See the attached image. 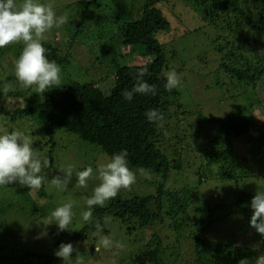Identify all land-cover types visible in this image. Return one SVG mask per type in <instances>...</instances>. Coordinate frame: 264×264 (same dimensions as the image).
<instances>
[{"label": "trees", "instance_id": "trees-1", "mask_svg": "<svg viewBox=\"0 0 264 264\" xmlns=\"http://www.w3.org/2000/svg\"><path fill=\"white\" fill-rule=\"evenodd\" d=\"M79 2L82 6L78 12L79 23L76 32L67 34L71 38L69 45L72 46V40L76 42L78 35L85 33L89 21L98 29L107 21V24L113 25V35L107 40L111 47L110 54L104 58L103 55L91 52L90 65H84L86 71L82 69L79 73L82 81L61 83L59 87L43 93L44 99L41 101L27 107H17L13 111L0 108V114H5L13 122L36 115L40 118L43 133L53 142V149L57 128H64L82 140L98 145L110 157L126 149L131 169L144 168L156 175V193H138L131 188L119 192L105 206L94 207V219L81 230L61 232L60 239L49 252L33 250L24 242L19 243L21 248L15 245V250H6L0 244V264H63L62 259L54 254L59 245L62 242L73 244L93 235L96 231L95 221H100L104 226L107 217L124 225L128 234L137 227L144 230L169 219L168 233L165 228L164 231L161 228L164 234L162 237L157 231L152 233L143 250L132 258L131 264H238L239 260L245 258L254 264V258L264 254V237L244 227V230L254 234L253 246L256 245V248L238 244L235 238L228 242L211 238L209 231L215 224L214 220L221 218L218 213L224 201L214 198V203L208 206L210 200L197 191V186L183 185L180 195L173 193L167 185L172 178L180 176L190 158L201 159L205 168L216 170L219 167L225 170L224 178H235V169L243 166L242 163L248 165L249 159L236 157L234 140L249 135L253 147L257 141H264V123L256 113L259 107L264 106V99L248 101L226 117H210L202 112V107L195 105L193 108L182 101V86L167 91L164 83L165 73L174 66L179 67L176 65L177 58L182 52L173 47L175 40L171 37L172 24H185L187 20L184 11L187 9L192 12L193 18L200 16L220 32L228 33L217 39L218 44H215L221 53V70L225 69L240 82L253 84L255 89L259 84L264 86L260 82L264 76V0H180L177 6L184 15L182 20L180 15L174 17L169 14L170 18H167L166 0H142L139 7H132L137 17L133 15L134 18L121 19L117 16L120 15L118 11L115 23L109 18L104 22L99 19L103 6L100 0ZM131 3L127 0L125 2L126 5ZM159 3L163 5L159 7ZM43 45L48 58L60 65L62 72L67 71L71 54L61 49L63 46L59 42ZM251 46L258 47L254 50ZM127 49L136 54L128 58L125 52ZM140 59L142 62H138ZM103 63L109 68L105 73L101 71ZM142 69H147L144 79L155 85L156 92L136 95L128 102L122 92L132 88L136 74ZM176 70L179 73V69ZM13 78L15 75H7L6 80ZM216 83L222 87L228 84L226 81ZM225 90L224 87L223 94ZM149 109H158L163 113L164 120L149 123L144 115ZM248 176L246 168L241 177L245 179ZM29 191L26 186L21 189L23 194ZM193 195L195 198L192 201ZM37 196L47 197L44 181ZM254 196V193L248 191H238L230 212L239 214L250 229L253 214L250 205ZM26 198L31 197L27 195ZM3 201L16 208L15 202L0 198V212L5 210ZM205 201L207 206L204 205ZM34 205L31 217L41 211L38 203ZM162 211L168 216L166 219L161 218ZM103 231L108 232L105 229ZM186 243L191 248L188 260L183 259L184 253L180 249ZM171 248L174 250L164 257V249ZM18 249L20 252H17ZM11 252L19 255L14 256Z\"/></svg>", "mask_w": 264, "mask_h": 264}, {"label": "rangeland", "instance_id": "rangeland-1", "mask_svg": "<svg viewBox=\"0 0 264 264\" xmlns=\"http://www.w3.org/2000/svg\"><path fill=\"white\" fill-rule=\"evenodd\" d=\"M127 1L132 3L126 5V0H100L103 6L99 19L104 22L109 18L115 23V20H117L115 14L118 11H120V15L117 16L121 19L134 18L133 15L137 17V12L132 7L133 5L139 7L142 0ZM17 2L19 3L20 0H17ZM42 2L51 4L57 15L67 16V23L46 33V39L43 41V44L59 42L63 46L61 49L67 50L71 54V62L67 71L62 72L61 83L71 84L82 81L79 73H81L80 70L82 69L86 71L84 65H90L89 55L91 52H95L99 56L103 55L102 57L104 58L110 54L111 47L107 40L113 35V25L111 23L107 24L106 21L103 27L98 29L89 21L85 33L78 35L76 42L72 40L73 44L70 46L69 40L71 38L67 34L76 32V27L79 23L78 12L80 7H82L79 0H42ZM162 3L164 4L165 2L162 1ZM162 3L158 4L159 7L163 5ZM166 3L165 13H167V18H170L169 14L174 17L180 15L182 20L185 15L187 20L185 24L181 22L178 26L172 24L171 28V37L175 40L173 47L176 51H182L177 58L176 65L179 67L175 68L174 66L172 69H179L182 80L181 86L183 87L182 101L186 105L193 106V108L198 105L202 107L201 110L204 114H208L210 117L223 118L239 110L248 101L253 102L264 99V86L259 84L258 88L256 87L257 89H255L253 84L240 82L225 69L221 70V53L215 48V44H218L217 39L228 35L227 32H220L215 27L204 22L200 16L193 18L192 12L187 9L182 15L179 6H177L180 0H166ZM254 6L253 10L255 9ZM254 12L256 14V10ZM158 38L161 39L160 36ZM22 46L20 42H13L4 48H0V88L4 84L11 86L9 92L0 93V108H4L7 111H13L17 107H27L39 102L38 100L44 99L42 94L38 95L30 88H22L19 83L17 84L16 79L6 80L7 75L9 77L15 75L14 63L20 55ZM257 47L251 46V49L256 50ZM125 52H127L126 56L128 58H132L131 54H136V52H130L128 49ZM81 60L85 61V63ZM138 62H142V60L140 59ZM257 62L258 58L255 64ZM101 66L104 67L101 70L102 73L109 69L104 63ZM229 78L231 79L230 83L228 82ZM218 81H226L228 83L224 86L226 88L224 94L222 92L224 87L219 86L216 83ZM260 82L264 84V76ZM35 96H38V98H35ZM256 113L260 121L264 123V106L259 107ZM4 129L9 132L14 129L23 132L32 142L33 148L37 149V154L48 158L50 163L47 168L42 170V174L45 176L44 189L47 197L41 198L37 196L40 188L23 194L21 189L25 186H20L18 182L0 186V198L16 203V208L10 207L5 201L2 203L5 210L0 212V244L6 247V250L12 248L15 250L17 249L15 245L24 242L31 246L33 250L49 252L53 249L54 243L61 237V232L57 234V226L53 224L55 221L49 219L51 211L63 203L71 201L75 216L73 224L69 226L68 230L72 232L81 230L86 225L80 216V213L87 208L84 198L91 195L94 187L100 183L95 170L108 163L111 157L98 145L88 143L64 128L56 129L55 148L53 149V142L43 133L40 118L36 115L13 122L9 121L5 114H0V131ZM250 140L251 137L249 135H243L234 140L236 157H247L249 159L248 165L242 163L243 166L235 169V178H224L225 170H220L218 169L219 167L216 170L214 168H205L201 164V159L190 158L183 166L180 176L175 177V179L172 178L167 187L172 189L173 193H179L180 189L184 187L183 185H195L197 186V191L210 200L208 206L214 203V198L224 201L221 212L218 213L221 218L214 220L215 224L209 231L210 237L222 242H228L235 238L238 244L256 248V245L253 246V233H255V230L248 228L239 214L230 213L238 191H248L254 194L258 190L264 191V141L260 143L257 141L253 147ZM174 142L175 139H173ZM194 155L196 154L194 153ZM88 166L93 167L94 173L88 179L87 186L83 188L75 186L76 174ZM66 168H70L72 171V183L69 184L67 191H61L52 185L51 179ZM246 168H248L249 176L243 179L241 173ZM149 174L151 178L146 179L137 173V181L131 186V189L136 190L138 193H156L154 191L155 181L158 178L154 173ZM201 176L204 177L203 180ZM124 191L126 190H121L120 193ZM27 195L31 198L27 199ZM194 196L191 199L192 201L195 198ZM34 203H38L41 211L38 215L31 217L35 206ZM204 205L207 206V201L204 202ZM160 215L163 219L168 217L165 211H162ZM107 219L108 223L104 225V229L108 232L97 233L95 231L93 235L86 239L73 242L74 247L82 255L81 264H131L132 258L143 250L152 233L157 231L161 233L162 237L164 236L162 233L164 228L165 232L168 233L169 219L155 226L144 228V230L141 227H137L138 229H133L130 234L126 232V227L122 226L118 221L109 217ZM45 224L51 225H47L45 228ZM244 227L250 231L252 230L253 233L244 230ZM44 231L47 232L46 236L42 235ZM7 234L14 236L11 237ZM105 235L113 241L121 242L124 247L122 249L101 248L99 252L95 251V246L98 244L99 239ZM19 248H21L20 245ZM180 249L184 253L182 254L183 259L188 260V255H191L190 245L186 243L184 246H180ZM173 250L172 248L164 249V257L169 256ZM17 252H20L19 249ZM14 254L16 256L19 255L17 253L12 255ZM75 257L76 252L73 253V259ZM183 259L180 260L182 263L184 262ZM168 261L172 262V260ZM62 263L64 264V262Z\"/></svg>", "mask_w": 264, "mask_h": 264}, {"label": "clouds", "instance_id": "clouds-1", "mask_svg": "<svg viewBox=\"0 0 264 264\" xmlns=\"http://www.w3.org/2000/svg\"><path fill=\"white\" fill-rule=\"evenodd\" d=\"M67 23L66 15H57L51 4L42 0H0V48L13 42L22 43V50L14 63L15 79L22 88L32 89L34 93L43 94L61 85L62 68L46 55L43 41L46 33ZM147 69L140 70L135 76V84L131 89H125L122 96L131 102L136 95L155 94V85L149 84L145 79ZM164 88L167 91L178 89L182 85L181 75L174 69L165 73ZM11 86L4 84L0 93H7ZM149 123H158L164 120V115L158 109H149L145 112ZM128 151L126 149L114 153L108 163L98 167L100 183L94 187L91 195L84 198L86 210L80 213L82 221L87 224L93 220V208L103 207L106 202L116 197L121 190L130 189L137 181V173L150 179L149 172L144 168L133 170L129 167ZM49 160L37 154L30 139L19 130L11 132L4 129L0 131V186H7L18 182L20 186L28 187L30 191L39 189L45 180L42 170L49 166ZM94 169L88 166L76 174V185L86 187L88 179L93 175ZM52 185L61 191H67L72 183L70 168L61 170L60 174L51 179ZM253 214L250 226L261 237H264V191H257L251 200ZM75 213L71 201L63 203L51 211L49 219L54 220L57 234L69 229L73 224ZM108 219H104V225ZM47 225L45 224V228ZM97 233L103 232L104 226L95 221ZM42 235H47L44 231ZM124 245L113 241L108 236H102L95 251L103 249H122ZM76 257L73 259V253ZM55 256L61 258L64 264H81L82 255L72 243H61L55 251ZM238 264H250V259H241ZM254 264H264V254L254 258Z\"/></svg>", "mask_w": 264, "mask_h": 264}]
</instances>
